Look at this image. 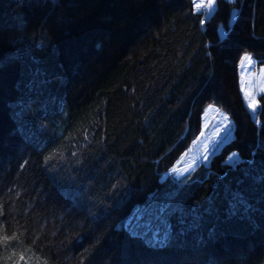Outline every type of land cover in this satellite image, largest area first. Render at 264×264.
<instances>
[{
  "label": "trees",
  "instance_id": "trees-1",
  "mask_svg": "<svg viewBox=\"0 0 264 264\" xmlns=\"http://www.w3.org/2000/svg\"><path fill=\"white\" fill-rule=\"evenodd\" d=\"M246 53L264 65V0H217L206 21L191 0H0V264H264ZM207 105L232 140L160 182ZM157 216L162 244L137 226Z\"/></svg>",
  "mask_w": 264,
  "mask_h": 264
},
{
  "label": "rangeland",
  "instance_id": "rangeland-1",
  "mask_svg": "<svg viewBox=\"0 0 264 264\" xmlns=\"http://www.w3.org/2000/svg\"><path fill=\"white\" fill-rule=\"evenodd\" d=\"M191 2L194 11L201 14L205 21L214 14L217 7V0L210 8L205 7L208 0H191ZM219 31H221L220 35H223L221 27ZM247 57L251 59L249 60ZM238 82L242 101L251 117L254 118L258 106L257 98L259 95L264 94V91H261V89H264V65L259 66L250 54H244L238 66ZM249 94L251 100L255 101V110L249 106ZM233 128L234 122L225 112L212 105H207L201 116L199 134L178 157L169 172L161 177L160 182L170 178L180 181L200 167H209L213 158L219 155L224 146L232 140ZM236 161H238V154L233 152L226 157L224 164L233 165ZM147 234L150 240L158 244L164 243L167 237L164 227H162V231L160 230L158 236H154L152 232Z\"/></svg>",
  "mask_w": 264,
  "mask_h": 264
},
{
  "label": "snow or ice",
  "instance_id": "snow-or-ice-1",
  "mask_svg": "<svg viewBox=\"0 0 264 264\" xmlns=\"http://www.w3.org/2000/svg\"><path fill=\"white\" fill-rule=\"evenodd\" d=\"M215 2V0H208V4L205 5V7H211L212 4ZM247 59H251L250 57H247ZM37 74H39V72H37ZM261 91H264V89H261ZM249 99H250V104L249 106L252 107L255 110V101L251 100V96L249 94ZM240 194H234V196H236L237 198L239 197ZM240 204L243 203V201H238ZM230 212L227 213L228 217L231 218L232 216H235L238 214L239 212V208H238V203H232L230 205ZM186 223L185 220H181V224ZM140 228H143L145 231V234H147L148 232H152L154 236H158L161 227L166 226L165 223H161V219L159 216L154 217V218H150L148 220L143 221L142 223H138L137 225ZM167 227H171L170 225H167ZM21 261H23V258H21ZM11 264H16L15 261H12Z\"/></svg>",
  "mask_w": 264,
  "mask_h": 264
}]
</instances>
